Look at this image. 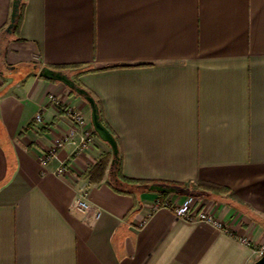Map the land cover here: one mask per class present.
<instances>
[{"label": "crops", "instance_id": "obj_1", "mask_svg": "<svg viewBox=\"0 0 264 264\" xmlns=\"http://www.w3.org/2000/svg\"><path fill=\"white\" fill-rule=\"evenodd\" d=\"M13 0H0V31ZM0 36V264H252L264 243V0H25ZM62 70L100 103L116 180L87 100L39 75ZM54 94L60 100L50 99ZM85 116L93 141L40 156ZM42 112L44 121L35 122ZM83 134L78 129L75 140ZM176 188V187H175ZM215 190V191H212ZM86 195L103 213L76 206ZM199 199L236 236L157 202Z\"/></svg>", "mask_w": 264, "mask_h": 264}, {"label": "built area", "instance_id": "obj_2", "mask_svg": "<svg viewBox=\"0 0 264 264\" xmlns=\"http://www.w3.org/2000/svg\"><path fill=\"white\" fill-rule=\"evenodd\" d=\"M50 99L55 104H60V100L56 95L51 94ZM66 110L72 118L74 126L67 133L55 138L53 144L48 147L46 152H44L40 156V162L43 166L48 165L54 159L59 160L58 152L65 145L73 143L76 145V152L81 153L91 144L94 139L93 133L87 129V120L83 113L70 107ZM43 121V113L38 112L35 116V122L37 124H40ZM78 129H82L83 134H81L79 136V139L76 141L74 138L77 134ZM59 162L60 163L58 167L55 169V173L60 177H66L67 175H69V169L67 167L66 161L59 160ZM198 204L199 199L195 196H190L181 203H174L171 199L165 201L159 200L157 202L156 208H170L178 217L183 218L186 221L209 223L229 235L236 236V232L231 225H228L227 223L216 217L215 214L202 209ZM76 206L83 212H91V219L93 220L99 219L103 213V211L99 207L92 205L86 195H83L82 197L77 199ZM238 238L243 244L250 247L254 254L259 255L260 257L264 255V243L257 245L253 243L252 239L249 236H239Z\"/></svg>", "mask_w": 264, "mask_h": 264}, {"label": "water", "instance_id": "obj_3", "mask_svg": "<svg viewBox=\"0 0 264 264\" xmlns=\"http://www.w3.org/2000/svg\"><path fill=\"white\" fill-rule=\"evenodd\" d=\"M21 1L22 0H13L10 23L6 28L8 33H12L14 27L16 26V22L20 13ZM39 75L47 79L64 83L87 100L91 107V120L94 130L103 141L107 142L111 146L114 155L113 166H116L119 162V145L113 133L102 121L99 104L96 98L87 89L77 85L75 80L62 70H57L46 66L41 68ZM149 189L163 193H174L177 191V188L173 186L161 184H151L149 185ZM252 264H264V255L259 257V259H257Z\"/></svg>", "mask_w": 264, "mask_h": 264}, {"label": "trees", "instance_id": "obj_4", "mask_svg": "<svg viewBox=\"0 0 264 264\" xmlns=\"http://www.w3.org/2000/svg\"><path fill=\"white\" fill-rule=\"evenodd\" d=\"M24 2H25V0L21 1L19 17L17 19L16 26L14 27L13 31H16L19 28V25H20V22H21V17H22V11H23V8H24ZM4 34H7V33H6L5 29H2L0 31V36L4 35ZM74 80L77 83V85L82 87V85L76 79H74ZM97 102L99 104L102 121L110 129V131L113 133V135L115 136V138H116V140L118 142V145H119V150H120V152H119V162H118V164L116 166H114L117 182L119 184H122V185L124 184V185H135V186H140V187H142V186L148 187L149 186L148 181L135 180V179H130V178H127V177L123 176V174H122V152H121V145H120L119 139L116 136V134L112 131V129L109 127V125L107 124L105 119L103 118L101 107H100V103H99L98 100H97ZM95 133H96V131H95ZM170 186H173V187H176V188H182L183 187V185H181V184H175V185H170ZM212 191H215V190H212ZM161 194L167 195L168 193L161 192Z\"/></svg>", "mask_w": 264, "mask_h": 264}]
</instances>
